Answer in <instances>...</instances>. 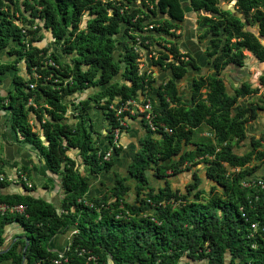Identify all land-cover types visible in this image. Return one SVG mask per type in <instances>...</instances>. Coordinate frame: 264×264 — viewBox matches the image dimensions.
<instances>
[{"label":"trees","instance_id":"16d2710c","mask_svg":"<svg viewBox=\"0 0 264 264\" xmlns=\"http://www.w3.org/2000/svg\"><path fill=\"white\" fill-rule=\"evenodd\" d=\"M135 1L0 0V50L6 49L14 57L11 62L0 63V76L12 72L13 88L6 93L4 108L9 112L11 127L37 150L46 171L57 176L61 192L57 207L31 196L0 194V204H22L26 208L25 216L0 217V264H52L62 259L66 264H84L88 255L96 258V264L109 260L112 264H178L180 259H185L183 264H264V232L260 231L264 227V185L262 189L255 184L247 188L240 185V180L264 167V136L250 138L246 152L234 148L245 139V124L256 119L258 109L253 105L242 107L237 101L257 90L242 83L232 88L230 95L218 77L226 64L242 67V51L264 62L260 44L264 41V0H221L232 3L237 16L219 9V0H188L193 12L210 15L201 17L210 35L223 37L222 45L219 39L211 41L207 54L213 57L215 75L193 79L189 99H183L174 81L185 75L186 66H196L172 44L168 49L172 60L167 53L157 52L152 65L169 70L172 79L155 91L154 130L141 120L144 134L126 170L134 191L132 201L124 200L130 193V187L124 185L128 179L115 177L104 194L87 200L91 207L78 202L87 191L88 177L107 172L113 162L111 157L103 160L105 152H99L95 144L99 134L92 129L87 114L90 107L101 111L108 126L104 137L112 147L113 130L122 129L109 108L113 101L119 107L137 100L140 92L153 102L149 96L153 79L139 73L137 54L126 43L115 58L113 37L122 28L132 46L134 35L145 48L144 42L150 40L169 43L162 36L170 35L168 31L177 29L182 20L177 0H139L145 9L147 4L152 7L147 11L153 17L166 12L168 20L157 21H148L149 15L127 6ZM13 15L26 27H17ZM215 19L219 20L217 25H213ZM82 22L84 26L80 27ZM255 24L256 32L250 29ZM41 30L50 33L61 57L35 46L43 38ZM232 39L234 42H230ZM183 57L186 62L179 60ZM20 61L27 78L17 75ZM259 81L263 83L264 78L260 76ZM86 91L85 98L74 103L77 98L73 97ZM68 109L71 123L67 121ZM29 115L39 126L44 146L28 124ZM201 125L210 132L207 143L192 141ZM112 149L113 155H118L120 149ZM69 150L77 151L87 175L78 173L75 161L66 155ZM196 163L202 164L204 178L211 184L207 192L198 189L200 180L195 171L184 194L171 190L168 177ZM21 171L27 172L23 167ZM148 171L161 181V187L148 185ZM261 180L264 182V177ZM144 200L154 206L146 218L140 216ZM170 200L179 203L172 207L167 204ZM162 202L164 205H160ZM119 203L129 217L114 219ZM251 223H256L258 230L252 232ZM7 225L18 226L22 239L1 252ZM66 232H71L68 250L59 258L49 252L48 243Z\"/></svg>","mask_w":264,"mask_h":264},{"label":"crops","instance_id":"0c3cea01","mask_svg":"<svg viewBox=\"0 0 264 264\" xmlns=\"http://www.w3.org/2000/svg\"><path fill=\"white\" fill-rule=\"evenodd\" d=\"M146 34H149V32H147ZM2 51L3 53H5V56L7 57L6 59L2 58ZM193 57L194 61L200 67L199 69L202 70L201 65L205 62L203 53L197 50L194 53ZM13 58L14 57L9 56L6 53V49L0 50V63L11 62ZM144 60L145 65L147 64V67L149 68L150 62L147 60V58H145ZM16 68L18 76L22 78L28 77L25 73V66L23 61H20L16 65ZM155 72L157 74L156 81H161L163 77L168 76V71L162 72L161 70L159 71V69L156 68ZM9 73V78H6L7 76L5 74L0 76V173L3 174L6 178H14L16 172H22L25 174L27 181L31 184V188L26 189L23 184L17 181H15V183L6 181L0 183V194L2 195L3 193H5L6 195H11L13 191L19 193L20 187L23 186L26 191L31 190L28 192H32L35 197L57 207L61 199V192L59 190L57 176H54L46 171L37 150L30 143L25 141L18 131L14 130V128L11 127L9 112L4 108L7 102V98H5L6 93L13 88L11 83L12 72ZM151 85L156 86L157 82L155 84L152 83ZM149 96L153 98L154 105H156L155 93L153 89L149 93ZM73 98H77L75 100L70 99L75 103L77 100L85 98V96L78 95L74 96ZM69 110L70 109H68L67 113V121L71 123L72 120H70L69 117ZM87 114L90 119L93 131L99 134L100 131L102 132V130L104 129L105 136V130L108 128V126L103 120L101 111L97 118L95 117V115L92 116L90 111ZM138 120V117H130L126 120L125 130H121L117 140L118 148L120 149L118 157L113 159L112 166L107 172H100L97 175H91L88 177V188L83 199L89 200L91 198H97L100 195L104 194L115 177H122L123 168L125 169L123 177H128L126 170L130 164V156H127L126 153L130 152L131 148H134L135 141H137L138 143V140L144 134L142 124H140L141 122H139ZM28 124L32 126L31 130L38 135V139L41 141L42 146H44L45 142L41 136L39 126L34 120L33 115L28 116ZM104 136L102 137L99 134L96 141L97 143L100 140V142L96 144V146L100 150H106V148H108V143ZM92 138L96 139V136L92 135ZM66 155L75 161V167L78 173L81 174V176L85 174L87 175L85 167L81 164V160L77 156L76 150H69ZM22 167L25 168L27 172L21 171ZM149 178L153 179L154 176L151 172L148 171L146 172L147 183H149ZM159 182L161 183V181ZM130 193L132 194V192ZM130 197H132V195ZM70 236L71 232H66L64 234L54 236L48 243L49 252L56 255L62 253V250L70 240ZM2 238L4 247L11 243L13 244L14 242L22 239V230L16 225H7L3 229ZM2 264H10V262L5 261Z\"/></svg>","mask_w":264,"mask_h":264},{"label":"rangeland","instance_id":"374dc122","mask_svg":"<svg viewBox=\"0 0 264 264\" xmlns=\"http://www.w3.org/2000/svg\"><path fill=\"white\" fill-rule=\"evenodd\" d=\"M19 1H22V0H19ZM113 1H116V0H113ZM137 1L140 3L139 0H136L135 2H133V4H135ZM218 8L221 10L230 11L234 7H233L232 3H225V2L219 1L218 2ZM10 11H11V9H10ZM234 11H235V9H234ZM25 15H27V14H25ZM205 16L208 17L209 15L203 14V13L195 14V13H191V12L188 14H184L183 18L181 20L183 22L182 28L181 29L180 28L179 29L178 28L173 29L175 33H171L168 36L170 38H173V36H175V37L177 36L174 34L180 33L181 36L179 35L178 40H181L184 38L183 37L184 34H186L188 36L190 34L198 33L200 35V39H198L197 42H193L194 44H190L189 47L192 48V50L194 52H196L197 50L201 51L205 47V45L207 44L208 39L211 38L210 36L208 38H206L205 31L201 32V30H200L201 26L204 24L201 17H205ZM238 17L242 21L241 16L238 15ZM16 18H17L16 15L11 16V19L13 21L17 20ZM153 20L154 21L160 20V17L156 16V17H154ZM145 22H147V20ZM218 23H219V20L215 19L213 22V25H217ZM83 26H84V22L81 23L80 27H83ZM27 27L29 28L28 24H27ZM250 29L254 30L256 32L258 30V27L255 24L253 26H250ZM147 30H151V29L147 28ZM39 34L43 38L38 43H35V46L37 48H44V49L47 48L46 49L47 52H53L58 57H61L60 52L55 48V46L53 45L51 40H47L48 38L46 35L48 34V32L41 30ZM129 34L131 35L132 33H129ZM149 35H150V33H149ZM218 38H222V36H219ZM128 39L129 38L126 37V33L124 32V29H122V28L120 29L119 33L115 37H113V40L115 43V48H114L115 58L117 57L118 54L122 53V50H123L122 44L125 41H126L125 43L127 45H130V40H128ZM230 42H234V40L232 39ZM222 43L223 42H221L220 44H222ZM12 44L13 43L10 42V45H12ZM140 47L141 48H137V53H136L137 54V62H138V67H137L138 71L141 73L149 74V76L153 79V83L155 84L157 82L159 84L158 85V87H159L160 84L164 83L167 80V76L163 77L161 81H156L157 74H156L155 70L158 66L152 65L151 61H153L158 56L157 52L167 53L168 60H172L171 55L168 53V49L170 46L167 43H158V42H155L153 40H150L149 43L146 45L147 48L142 47V46H140ZM262 47L264 49V41L262 42ZM177 50H178V52H182V50H179V48ZM233 51L234 50L231 49L230 52H233ZM2 53H3V51L1 52V54ZM204 53L207 56L208 53L206 50H204ZM2 55H3L2 58H4V59L7 58L5 56V53H3ZM242 56H243L242 67L246 68V72L249 74L250 77L242 76V77H240L238 82H231L228 79V77L224 74V73H226L227 68L225 69L224 72L221 71V73L219 74V78L222 80L224 87H225V92L227 94L231 95L232 94V88H234L235 86H238L240 83H247L251 86V88H256V90H257V92L255 94L250 95L244 99H240L237 101V104L242 106V107H248L250 105H253L256 108H258L256 110V119L252 122H248L245 124V131H246L245 132V136H246L245 139L243 141L239 142L238 145H236V146H234V141L233 140L231 141V145H233L234 148L239 153L246 152L247 150L250 149V146H249V139L250 138L257 139L261 136H264V82L261 83L258 80V78L260 76L264 78V70H260V68H258L257 61L254 59V57L249 52L242 51ZM145 58H147V60L150 62L149 68L147 67V64L145 65V62H144ZM61 61L64 62L65 59L62 58ZM206 61L207 60H205V62L201 65L202 70L199 71V75L202 74L205 76L206 75L214 76L215 73H214L211 65H209L210 63L206 62ZM159 70H161L162 72L168 71L167 69H160V68H159ZM190 72L191 71L188 68V71L184 75V78H183L185 80L182 79V81H177L176 83L174 81L176 92L178 93L179 96H181V98L186 99V100L189 99V89H190L189 86H191L189 77H190V74H192V73H190ZM5 75L7 76L6 78H9L10 73L8 72ZM195 76H198V75H195ZM24 78H27V77H24ZM171 79H172V77H171ZM152 89L155 93V91L157 90V85L152 86ZM88 92L89 91H86L82 96L87 95ZM69 99H72V98H69ZM114 102H115V100L113 101V104H114ZM151 104H154V102H151ZM89 111L91 112L92 116L95 115L96 118L99 116L100 110L97 109L95 106H91ZM128 116L130 118V115H128ZM131 117L134 118L136 116L133 115ZM122 130H125V128H123ZM99 134H100V136L103 137L104 136V129L102 130V132L100 131ZM153 137L159 138V136H157V135H154ZM209 139H211L210 132L203 125L199 126L194 131V134L192 137V141L198 142V143H207V140H209ZM99 142H100V140L97 143L95 142V144H98ZM137 149H138V143H137V141H135L134 148H131L130 152L126 153L127 156H130L129 161H131V159H132V157H133V155ZM117 157H118V155H115V154L111 155V158H113V159H115ZM190 164L188 165L189 170L183 169L181 173L174 175V176L170 175L168 177L167 182L169 183L171 190L177 191L179 194H184L188 184L192 183L191 173L193 171H195V173L197 174V177L200 180V185H199L198 189L204 190L205 192H207V190L211 186V184L208 183L204 178V175L202 172V164L201 163H196V164H192V165H190ZM124 171H125V169L123 168V172H122L123 174H124ZM228 172H232V170H228ZM123 174H122V177H123ZM165 174L167 175L169 173L167 172ZM262 174H264V167L258 169L257 172L252 177H254L253 179H257V178L260 179L261 177H264V175H262ZM124 176H126V175H124ZM126 178L129 179V176L128 177L126 176ZM149 179L150 180H149L148 185L150 187L158 188V187L162 186V184L157 179H155V177L153 179L152 178H149ZM124 185L129 186L130 192H132V194L134 193V191L132 190L131 180L124 183ZM193 193H194L193 191L190 192V194H193ZM128 194H130V196L132 195L131 193H128ZM131 198L132 197H130V200H132ZM189 199H191V197H189ZM202 200H204V199L202 198ZM199 201H201V200H199ZM184 262H185V259H180L178 264H183Z\"/></svg>","mask_w":264,"mask_h":264},{"label":"built area","instance_id":"2783aa9c","mask_svg":"<svg viewBox=\"0 0 264 264\" xmlns=\"http://www.w3.org/2000/svg\"><path fill=\"white\" fill-rule=\"evenodd\" d=\"M108 14H111V10L109 9ZM134 20H131V22H133ZM17 21L14 20V24H16L17 27L19 28H24L26 27V25H21L20 23H16ZM31 29H34V27H32ZM148 29H150V27H148ZM145 30V29H142ZM23 33V31H22ZM134 33H138L137 31H134ZM135 36V44L134 46L132 45H128L129 47L133 48V51L135 53H137V48H141V44H140V40ZM129 40V39H128ZM131 44V43H130ZM144 44L147 45V42H144ZM123 52V50H122ZM49 66H53L52 63H49ZM141 74V72H139ZM149 73V72H148ZM29 89H32L33 86L29 85L28 86ZM30 102H28L29 104ZM156 105H152L150 100L148 98H145L140 92H138L137 94V100H128L126 101L122 106L119 107H115V102L113 104V106H109V108L111 110H113L114 112V116L117 118L118 121V127H121L122 129L125 128V123L126 120L129 118L128 115L133 116L135 115L136 117L139 118L138 121L141 122V120L145 121V123L150 127L151 131L154 130V125L151 123L152 118L154 117L153 111H152V107ZM122 114H127L122 116ZM121 129V130H122ZM121 130L119 128H116L113 130V142H112V147H110L109 145L108 148L99 149V152H105L102 159L103 160H108V158L111 157V155L113 154V149L112 148H118V144H117V140H118V136L121 132ZM164 131H166V129L164 128ZM233 171V170H232ZM254 177H247L245 179L240 180V185L242 188H247L249 187L251 184H255L256 187L262 189L264 182L263 180H261V178H257V179H253ZM14 179V180H13ZM6 181H11L12 183H15V181L20 182L21 184H23L25 186L26 189L31 188V184L27 181V178L25 176L24 173H20V172H16L14 175V178H6L3 174L0 173V183L6 182ZM139 198H143L142 195L139 196ZM133 199V196L132 198ZM144 199V198H143ZM124 200L126 202H130L132 200H130V194H127L124 197ZM112 201V200H111ZM78 202H80L81 204H83L84 206L87 207H91V204L86 200V199H79ZM179 201H172L170 200L169 202H167V204H170V206L174 207L176 204H178ZM249 203V202H248ZM144 210L143 213L140 215L142 218H146L148 216H151L153 210H154V206L152 205L151 202H149L148 200H144ZM160 205H164V203H160ZM25 206L22 204H4L1 203L0 204V217L6 215V214H17V215H23L25 216ZM243 216V215H242ZM123 217H129V214L124 210L123 206L121 203H119L118 205V212L115 214L114 219H120ZM150 221L154 222L151 218ZM250 230L252 232H255L256 230H258V226L256 223H251L249 226ZM261 232H264V227H262L260 229ZM68 250V243L66 244V246L64 247V249L62 250V253H60L59 255H57L59 258L62 257V254L64 251ZM66 264V259H62V262L59 260H53L52 264ZM84 264H96V258L92 255H88L86 257V262Z\"/></svg>","mask_w":264,"mask_h":264},{"label":"flooded vegetation","instance_id":"af4514ba","mask_svg":"<svg viewBox=\"0 0 264 264\" xmlns=\"http://www.w3.org/2000/svg\"><path fill=\"white\" fill-rule=\"evenodd\" d=\"M23 1V0H22ZM177 3H178V5H179V8H180V10H181V13H182V18H183V15L184 14H188V13H195V14H200V13H202V12H193L192 10H191V8H190V6H189V2H188V0H177ZM147 9H146V14L147 15H149V20L148 21H150V20H153L154 19V17L151 15V13L149 12V11H147V10H151L152 9V7L150 6V5H148L147 4V7H146ZM155 11V10H154ZM157 13V12H156ZM157 16H159L158 14H156ZM162 15V18H160V20H168V15L166 14V12L165 13H163V14H161ZM207 15H209V14H207ZM237 16V15H236ZM206 17V16H205ZM207 18H210V15L207 17ZM172 22V21H171ZM182 25H183V22L181 21V22H178L177 23V28L179 29H181L182 28ZM150 29H151V26H150ZM207 29H208V25H202L201 26V28H200V30H201V32H204L205 31V33H206V38H208L209 36L211 37V38H209L208 39V41H207V44L205 45V47L201 50L202 51V53H204V50H206L207 51V53H209V48L212 46V43H211V41L212 40H214V39H219V40H221V42H223V37L222 38H218L219 36H221V35H218V36H216V37H212L211 35H210V33H209V31H207ZM168 33L169 34H171V33H175L174 32V30L173 29H171V30H169L168 31ZM174 35H177L176 37L175 36H173V38H170L169 36H166L167 38H169V39H166L165 38V40L166 41H170L169 43H167V44H169V46H171V44L172 45H174L177 49L179 48V50H182V52H179V53H181V54H187L188 56H189V58H191L192 59V61H193V64L196 66V69H191V67L190 66H186V73H187V71H188V68L190 69V73H192V74H190V85H191V81L193 80V79H195V80H198L200 77H205V75H202V74H200L199 75V71H201L199 68V66L197 65V63L194 61V57H193V55H194V51L192 50V48H190L189 46H190V44H194L193 42H197L198 41V39H200V35L198 34V33H195V34H190V35H186V34H184V38L183 39H181V40H178V37H179V35H180V33H178V34H174ZM181 36V35H180ZM186 38V39H185ZM262 42L263 41H260V44L262 45ZM222 45V44H221ZM170 48V47H169ZM204 55V57H205V60H207L206 62H209L210 64L209 65H211V62H212V60H213V57H208V55L206 56L205 55V53L203 54ZM208 58V59H207ZM255 59V58H254ZM181 62H186L187 61V58L186 57H183L182 59L180 58L179 59ZM256 60V59H255ZM257 61V60H256ZM258 63H260V62H258L257 61V65H258ZM211 67H212V65H211ZM227 68V70H226V73H224L227 77H228V79L231 81V82H238L239 81V79H240V77H242V76H244V77H246V75H243V74H245L243 71H242V68H244V67H239L237 70H235L234 69V67L231 65V64H226V66L221 70L222 72H224L225 71V69ZM212 69H213V67H212ZM260 70H264V69H260ZM213 71H214V69H213ZM221 71H220V73H221ZM171 73V72H170ZM185 73V74H186ZM215 73V72H214ZM219 73V74H220ZM247 73V72H246ZM170 76H167V79H171V74H169ZM195 75H198V76H195ZM195 76V77H194ZM207 76V75H206ZM208 76H210V75H208ZM218 77H219V75H218ZM184 78V76L181 78V79H178L177 81H182V79ZM186 78V77H185ZM183 80H185V79H183ZM258 80H259V78H258ZM167 81V80H166ZM165 81V82H166ZM240 84H242V83H240ZM239 84V85H240ZM238 85V86H239ZM190 88H191V86H189ZM190 90V89H189Z\"/></svg>","mask_w":264,"mask_h":264},{"label":"water","instance_id":"95a60500","mask_svg":"<svg viewBox=\"0 0 264 264\" xmlns=\"http://www.w3.org/2000/svg\"><path fill=\"white\" fill-rule=\"evenodd\" d=\"M219 1H221V0H219ZM129 8H131V9H135V8H138V9H140L142 12H144V13H146V9L137 1L135 4H133V3H131V4H128L127 5ZM230 12L234 15V16H236V13H235V11H234V8H232L231 10H230ZM159 15V17L160 18H162V15L161 14H158ZM17 23V22H16ZM18 24V23H17ZM16 25V24H15ZM47 38L49 39V40H51L52 41V38H51V35H50V33H48L47 35ZM156 36H159L158 34H156ZM163 38H166V39H169V38H167V37H165L164 35L162 36ZM258 68H260V69H264V62H260V63H258ZM234 67V69L235 70H237L238 69V67L237 66H233ZM158 69H159V67H157ZM160 71V70H159ZM242 71L245 73V74H243V75H246L247 77H250L249 76V74L248 73H246V68H242ZM169 74H171L170 73V71L168 70V76H170ZM177 82V80H175V83ZM111 83V82H110ZM158 83H157V88H158ZM11 194H14V195H16V194H19L20 196H31V197H33V198H37V197H35L33 194H32V192H28V191H26L25 189H24V187L23 186H21L20 187V189H19V193H17L16 191H13V193H11ZM2 195H6L5 193H3ZM24 242H25V244L27 243V239H24ZM12 245V243L11 244H9V245H7V246H3L2 247V249H1V252H3V251H5L6 249H8L10 246ZM108 264H112L111 263V261L109 260L108 261Z\"/></svg>","mask_w":264,"mask_h":264}]
</instances>
